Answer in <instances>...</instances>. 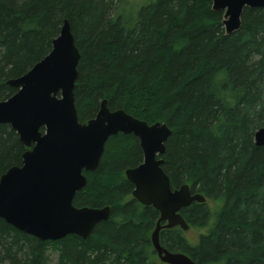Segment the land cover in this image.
<instances>
[{"label": "trees", "instance_id": "1", "mask_svg": "<svg viewBox=\"0 0 264 264\" xmlns=\"http://www.w3.org/2000/svg\"><path fill=\"white\" fill-rule=\"evenodd\" d=\"M67 20L79 51L74 105L81 124L101 101L146 122L165 124L163 171L171 190L188 185L205 202L180 210L192 243L178 227L159 241L195 264H264V8L245 7L241 27L226 35L210 0H0V101L51 50ZM26 148L0 124V177L21 165ZM142 162L139 141L117 134L97 168L83 172L76 208L108 206L106 221L84 240L39 241L0 219V264H159L150 236L159 218L131 192L124 171ZM220 201L215 212L210 202ZM162 264V263H161Z\"/></svg>", "mask_w": 264, "mask_h": 264}, {"label": "water", "instance_id": "2", "mask_svg": "<svg viewBox=\"0 0 264 264\" xmlns=\"http://www.w3.org/2000/svg\"><path fill=\"white\" fill-rule=\"evenodd\" d=\"M211 10L222 13L226 35L241 27L245 7L264 8V0H210ZM80 54L67 20L51 42L50 52L24 75L7 84L16 92L0 101V124H7L26 148L21 165L0 177V219L39 241H57L68 235L88 239L96 224L106 221L110 208H76L73 198L86 185L83 172L94 171L106 141L117 134L139 141L142 162L124 171L131 192L142 206H151L159 218L150 241L163 264H195L187 255L161 246L159 232L189 226L180 210L205 198L192 194L188 185L171 190L163 171L165 142L171 134L162 123L148 125L123 110L110 111L101 101L94 118L81 124L74 105V86ZM264 146V127L253 136Z\"/></svg>", "mask_w": 264, "mask_h": 264}, {"label": "rangeland", "instance_id": "3", "mask_svg": "<svg viewBox=\"0 0 264 264\" xmlns=\"http://www.w3.org/2000/svg\"><path fill=\"white\" fill-rule=\"evenodd\" d=\"M130 2L133 1H137V3L141 4L144 3L145 0H128ZM221 205L220 201L217 202H210L209 203V207L211 209V211L215 212L219 209ZM207 231V227L205 228H189L186 232H185V236L188 240H190L192 243H194L198 237L199 234L205 233ZM156 261L161 264V262L158 260V258L155 256ZM48 264H57V254L56 253H51L48 252ZM163 264V263H162Z\"/></svg>", "mask_w": 264, "mask_h": 264}, {"label": "flooded vegetation", "instance_id": "4", "mask_svg": "<svg viewBox=\"0 0 264 264\" xmlns=\"http://www.w3.org/2000/svg\"><path fill=\"white\" fill-rule=\"evenodd\" d=\"M176 228V227H175ZM156 254V253H155ZM157 257V256H156Z\"/></svg>", "mask_w": 264, "mask_h": 264}]
</instances>
